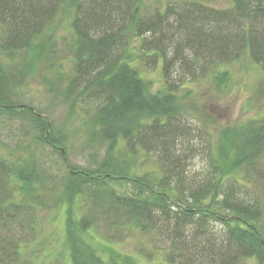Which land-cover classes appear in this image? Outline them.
I'll return each mask as SVG.
<instances>
[{"label": "trees", "instance_id": "1", "mask_svg": "<svg viewBox=\"0 0 264 264\" xmlns=\"http://www.w3.org/2000/svg\"><path fill=\"white\" fill-rule=\"evenodd\" d=\"M209 1L146 8L142 0H0L4 54L37 61L56 47L60 28L68 35L71 72L61 90L72 107L89 106L86 144L94 151L84 166L69 163L64 131L0 88V113L18 116L63 172L54 177L41 160L0 154V264H32L22 245L34 244L36 210L51 203L65 208L72 264H138L97 235L98 218L117 232L163 233L167 264H264V115L223 129L198 178L188 180L178 151L167 147L195 87L206 82L223 94L231 88L228 67L245 58L264 76V0ZM26 60L20 72L30 69ZM143 62L158 75L157 88L139 70ZM2 76L0 61V83ZM150 139L165 144L152 154ZM249 178L257 194L245 191Z\"/></svg>", "mask_w": 264, "mask_h": 264}, {"label": "rangeland", "instance_id": "2", "mask_svg": "<svg viewBox=\"0 0 264 264\" xmlns=\"http://www.w3.org/2000/svg\"><path fill=\"white\" fill-rule=\"evenodd\" d=\"M166 1L168 0H162V5ZM142 3L146 8H152L155 4H160V0H142ZM209 4L215 7H227L230 5V0H213L209 1ZM64 35V29L60 28L55 35L56 47L47 50L37 61H29L28 56H26L27 60L24 59L23 53L20 52L4 54L0 51V61L3 66L0 88L15 100L14 102L19 107L29 109L32 107L41 111L57 129L64 131L68 136L66 150L68 162L84 166L94 154L93 149H90L86 144L87 120L92 113L91 110H86L89 106L72 107L71 101L62 94L61 89L65 87L66 77L71 72V67L66 61L70 54V47L65 38L68 35L65 37ZM23 60L28 61L27 66H30V69L27 67L24 72H20ZM17 62L19 64L15 66ZM142 67L139 70L149 77L153 87L157 88L159 85L158 75L144 62ZM228 68L231 74V88L218 95L206 82L195 87L190 95L192 99L187 102L188 107L185 105L187 110L179 115L170 130L167 147L178 151L179 161H181L179 168L185 170L188 180L194 177L198 178L199 174L206 171L208 166L206 151L209 149L210 143L216 144L219 133L223 129H234L251 119L264 115V76L262 72L250 63L248 58L241 59ZM12 117L17 118H14V121H9L10 117L0 113V154L41 160L45 170L52 171L54 177H60L59 173L63 172L61 169L58 170V166L55 164L60 161L56 153L46 146L36 147L30 141L29 128L22 125L18 116ZM158 143L165 144L162 140L156 142L150 139L148 141L152 154ZM150 158L146 160L148 169L153 167ZM54 177L52 178L54 179ZM247 185V189L244 188L247 193L250 191L257 194L254 191L257 186L255 181H251L249 178ZM53 197L55 195H51L50 201ZM44 198L48 199L46 196ZM77 204L80 203L77 202ZM64 209L58 204L51 203L49 207L36 210L35 218L39 222V229H35L36 241L33 242L34 244L31 243L32 245L28 244L27 249L25 245H22L23 254L30 263L37 264L33 258V250L35 252L39 250L38 255L35 253L36 258L41 259L43 264H72L64 233L66 216ZM73 211L77 215L80 209L76 205L73 207ZM82 211L80 212L82 213ZM98 219L96 221L98 222L97 229L93 230L115 251L136 258L138 264H167L164 259L167 242L163 233L154 235L152 232H148L147 235H140L138 233L142 232L128 229L117 232L112 228L106 229ZM219 229L218 224L214 225L215 233L213 235L218 241L221 240ZM2 235H5L4 231L0 232V237ZM84 239L88 241V236H84Z\"/></svg>", "mask_w": 264, "mask_h": 264}]
</instances>
